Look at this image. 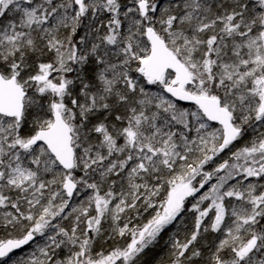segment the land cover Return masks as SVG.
Masks as SVG:
<instances>
[{
  "label": "snow or ice",
  "instance_id": "1",
  "mask_svg": "<svg viewBox=\"0 0 264 264\" xmlns=\"http://www.w3.org/2000/svg\"><path fill=\"white\" fill-rule=\"evenodd\" d=\"M0 264H264V0H0Z\"/></svg>",
  "mask_w": 264,
  "mask_h": 264
},
{
  "label": "trees",
  "instance_id": "2",
  "mask_svg": "<svg viewBox=\"0 0 264 264\" xmlns=\"http://www.w3.org/2000/svg\"><path fill=\"white\" fill-rule=\"evenodd\" d=\"M27 252H28V249H26L23 253H19V254H17V255L27 254ZM160 255H163V253H160ZM157 258H159V257H157Z\"/></svg>",
  "mask_w": 264,
  "mask_h": 264
},
{
  "label": "water",
  "instance_id": "3",
  "mask_svg": "<svg viewBox=\"0 0 264 264\" xmlns=\"http://www.w3.org/2000/svg\"><path fill=\"white\" fill-rule=\"evenodd\" d=\"M26 249H27V248H26ZM26 249H25V250H26ZM25 250H24V251H25ZM19 253H20V252L18 251L17 254H19Z\"/></svg>",
  "mask_w": 264,
  "mask_h": 264
}]
</instances>
